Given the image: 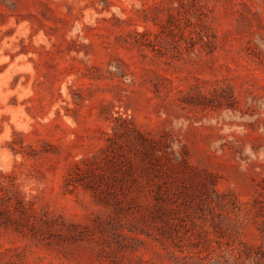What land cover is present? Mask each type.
Wrapping results in <instances>:
<instances>
[{"label":"rangeland","instance_id":"rangeland-1","mask_svg":"<svg viewBox=\"0 0 264 264\" xmlns=\"http://www.w3.org/2000/svg\"><path fill=\"white\" fill-rule=\"evenodd\" d=\"M0 264H264V0H0Z\"/></svg>","mask_w":264,"mask_h":264}]
</instances>
